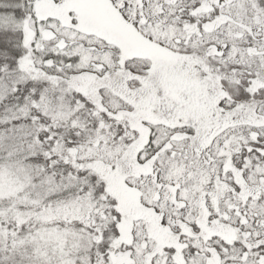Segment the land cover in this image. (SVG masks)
I'll list each match as a JSON object with an SVG mask.
<instances>
[{
  "label": "snow or ice",
  "instance_id": "obj_1",
  "mask_svg": "<svg viewBox=\"0 0 264 264\" xmlns=\"http://www.w3.org/2000/svg\"><path fill=\"white\" fill-rule=\"evenodd\" d=\"M0 264H264V0H0Z\"/></svg>",
  "mask_w": 264,
  "mask_h": 264
}]
</instances>
